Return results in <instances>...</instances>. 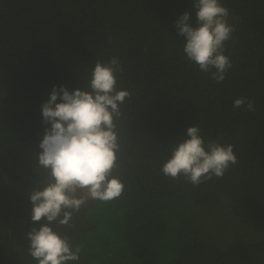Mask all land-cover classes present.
Wrapping results in <instances>:
<instances>
[{
    "label": "trees",
    "instance_id": "obj_1",
    "mask_svg": "<svg viewBox=\"0 0 264 264\" xmlns=\"http://www.w3.org/2000/svg\"><path fill=\"white\" fill-rule=\"evenodd\" d=\"M193 3L0 0V264H38L26 233L50 127L42 105L54 86L83 89L95 62L113 56L132 94L122 106L125 190L89 200L74 227L58 229L81 248L68 264H264V0H221L235 31L219 83L187 60L177 36L183 13L195 23ZM240 97L255 111L234 108ZM191 126L234 146L238 163L222 178L197 186L161 172Z\"/></svg>",
    "mask_w": 264,
    "mask_h": 264
},
{
    "label": "clouds",
    "instance_id": "obj_2",
    "mask_svg": "<svg viewBox=\"0 0 264 264\" xmlns=\"http://www.w3.org/2000/svg\"><path fill=\"white\" fill-rule=\"evenodd\" d=\"M193 9L194 24L190 23V12L176 21L177 36L185 41L182 51L200 72L223 82L232 68L225 55V42L235 31L229 22V9L221 0H194ZM123 72L116 56L106 62L97 60L83 89L70 92L63 85L54 86L42 105L43 122L50 127L38 145L39 178L29 193L33 226L26 233L28 252L38 264L79 261L80 246H73L67 232L58 229L74 227V215L89 200L113 201L125 190L122 106L132 94L119 85ZM233 107L254 112L255 102L240 97ZM237 163L233 145L206 141L200 127L191 126L171 148L161 172L198 186L214 177L222 178Z\"/></svg>",
    "mask_w": 264,
    "mask_h": 264
},
{
    "label": "rangeland",
    "instance_id": "obj_3",
    "mask_svg": "<svg viewBox=\"0 0 264 264\" xmlns=\"http://www.w3.org/2000/svg\"><path fill=\"white\" fill-rule=\"evenodd\" d=\"M209 219H210V222H211L210 225H214V223L219 221V220H216L217 218H209ZM218 219H220V218H218Z\"/></svg>",
    "mask_w": 264,
    "mask_h": 264
}]
</instances>
